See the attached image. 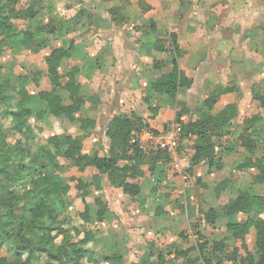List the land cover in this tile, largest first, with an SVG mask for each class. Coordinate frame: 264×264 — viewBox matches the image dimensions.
Returning <instances> with one entry per match:
<instances>
[{"label":"crops","instance_id":"obj_1","mask_svg":"<svg viewBox=\"0 0 264 264\" xmlns=\"http://www.w3.org/2000/svg\"><path fill=\"white\" fill-rule=\"evenodd\" d=\"M24 1V9L32 7L36 19H18L16 35L0 40V74L19 89L27 90L30 107L36 113L44 106L37 94L48 86L46 57L51 51L71 48L69 57L58 60V70L79 69L74 78L85 103L74 114L77 122L60 117L54 121L58 131L51 125L47 128L49 134L72 137L86 134L83 153L92 156L97 152L104 156L108 155L110 144L105 129L113 117L126 118L134 114L147 126L141 133V139H145V131L155 136L166 133L168 123L175 120L182 107L186 113H179V119L187 124L195 111L215 117L226 106L234 104L237 117L231 121L226 141L233 138L246 120L257 117L253 152L256 158L264 155V109L253 99L254 94L261 97L264 94V0ZM50 20L66 35L34 33L35 22L46 25ZM30 32L34 33L33 38L27 39L26 34ZM171 36L180 53L178 69L191 82L188 88L178 89L175 99L148 87L151 80L172 73ZM157 43L161 50L154 48ZM34 72H40L45 81L41 87L36 88L30 80L18 81L20 76ZM226 89L232 91H224ZM208 99L213 100L212 108L203 106ZM80 119L94 121V127L80 131ZM30 121L35 122V117ZM193 145V136L183 138V151L190 158ZM246 156L244 147H237L223 155L218 170L208 171L207 164L201 162L192 167L187 176L173 174L167 163L160 161L151 170L148 165L142 166L141 176L127 179L128 183L139 187L140 192L134 198L114 188L107 175H99L96 169L89 168L91 178L95 175L101 178L108 209L102 222L92 218L86 225L90 228L85 227L95 237L90 246L99 253L115 251L122 257L121 264H140L149 252L195 247L197 241L191 239L190 229L195 219L200 220L196 239L208 233V240L220 237L227 241L226 228L223 231L217 224L206 226L203 214L209 208L220 210L240 192L264 197V181L254 182L259 171L237 169ZM124 164L120 162L119 166ZM76 171L87 177L77 168ZM91 178L83 181L78 175V180L83 182H90ZM94 197V193L86 197L90 214L95 209ZM79 200L84 209L81 197ZM187 206L195 210L189 211ZM80 209L78 206L76 211ZM218 219L225 224L243 222L246 216L219 215ZM250 235L254 241L253 230L247 236ZM120 249L127 253L120 254Z\"/></svg>","mask_w":264,"mask_h":264},{"label":"trees","instance_id":"obj_2","mask_svg":"<svg viewBox=\"0 0 264 264\" xmlns=\"http://www.w3.org/2000/svg\"><path fill=\"white\" fill-rule=\"evenodd\" d=\"M18 2L19 0H0V40H8L16 35L18 19H36L32 7L24 9L23 12L17 10ZM34 33L60 37L66 35L55 26L53 20L46 25L35 22ZM34 33H27V39H32ZM171 40L173 50L169 63L173 67L172 73L151 80L148 87L157 94L175 99L178 89L188 88L191 82L187 75L178 69L177 57L180 53L176 49L174 36H171ZM154 48L161 50L158 43ZM70 50L71 48L53 49L46 57L48 86L37 94L38 101L44 106L36 113L30 107L27 90L19 89L9 78L0 74V119L10 123L7 130H4L0 123V251L7 253L4 257L0 256V264H121V256L93 250L90 245L95 241L94 234L84 227L92 218L102 222L108 212L101 178L95 175L90 182L77 180L75 190L82 199L84 209L82 212L70 210L64 199L70 191V186L64 181L63 162H72L84 176H87L89 168L96 169L99 175H107L114 188L122 189L124 194L133 198L138 196L139 187L128 183L127 179L141 176L142 166L148 165L151 170L158 161L167 163L160 151L146 153L140 147L138 138L147 126L134 114H129L126 118L113 117L108 122L105 129V137L110 142L108 155L100 156L97 152L92 156L84 154L86 134L72 137L51 133L41 139L43 131L40 125L51 126L50 119L57 120L60 117L71 123L77 122L74 114L85 103L80 97V85L74 78L79 69L71 67L62 72L58 70V60L69 57ZM27 80L32 81L36 88L45 83L40 72L18 78L20 83ZM253 99L259 101L264 109V94L262 97L254 94ZM14 101L16 102L13 103ZM67 101L68 104L65 103ZM212 104L213 100L208 99L203 106L212 108ZM179 113H186L184 107ZM179 113L174 121L180 125L181 140L189 136L194 137L192 167L204 162L208 171L218 170L223 155L241 146L247 156L237 169L255 168L259 175L254 178V182L264 181V155L256 158L253 152L256 145L255 125L259 118L246 120L235 131L233 138L226 141L225 137L230 135L228 128L231 121L237 117L234 104L226 106L215 117L195 111L192 120L187 124L180 121ZM33 117L35 122L32 123L30 120ZM78 121L82 132L92 129L95 124L89 119ZM10 137L18 138L26 148L7 147L6 140ZM36 139L41 143L34 152H30L28 143ZM13 157H18V161L14 162ZM120 162L125 164L119 166ZM224 185L220 186L217 192ZM92 193L95 194L92 203L95 209L90 214L86 197ZM263 212L264 197L249 192L237 193L220 210H206L203 221L206 226H214L219 221V215L229 217L244 214L245 221L224 224L228 232L239 237L241 248L227 252L225 239L216 237L208 240L198 235L195 247L149 252L141 259L140 264H181L179 260H184V264H196L198 261L202 264H264ZM75 217L82 221L80 226H75ZM251 230L254 231V254L244 253L242 250L244 238ZM192 251L197 253V257L189 256Z\"/></svg>","mask_w":264,"mask_h":264},{"label":"rangeland","instance_id":"obj_3","mask_svg":"<svg viewBox=\"0 0 264 264\" xmlns=\"http://www.w3.org/2000/svg\"><path fill=\"white\" fill-rule=\"evenodd\" d=\"M24 6H25V1L22 0V1L19 2V5L17 4L16 8H17V10H21L23 12L24 11ZM20 19H23V18H20ZM15 102L16 101H14L13 103H15ZM54 121L55 120L52 119L51 125L53 126L54 131H56V130L58 131V129H57L58 125H56V123ZM174 122H175L174 120L170 121L168 123V125H167V128H169L172 124H174ZM0 123L3 125V129L4 130H7L9 128V124L10 123H9L8 120H1L0 119ZM39 125H38V127H39ZM49 127H50L49 125H45V124L40 125V129L43 131V132H41V139L45 138V136L50 133L49 129H47ZM55 127H57V128H55ZM61 129H62V127H61ZM100 132H102V131H99V133ZM98 136H100V135H98ZM6 143H7V147H9V148H14L15 146L26 148L25 144L23 142H21V141H18V138H16V137L8 138L6 140ZM40 143H41V141L39 139H36V140H34L32 142H29L28 145H29L30 152H34L38 148ZM13 161L14 162L18 161V157H13ZM63 164H64V167H63L64 168L63 169L64 170V172H63L64 181L67 184H69V186H70V191L64 197V199L69 204V207H70L69 209L70 210H72V209L77 210L78 206H79V208L81 207V209L78 210V211L81 212L82 209H83V206L81 205L80 200H79L80 197H79L77 191L75 190V185H76L77 180H78V175H79V177L82 178L83 181L84 180H86V181L90 180L91 177L88 174H87V177H82L81 174L77 173L76 168L74 167V165L71 162H64ZM187 208H188L189 211L195 210V208L194 207L192 208L191 206H187ZM203 208H204V210H206V206L203 205ZM198 221H200V220L195 219L194 221H192V223H191L192 224L191 225L192 228H190L191 231L193 232L192 237L194 236L193 238L191 237V239L192 240L194 239L195 241H197V239H196V237H197L196 236V229L199 227ZM74 224H75V226H80L82 224V221L79 218L75 217ZM217 226H218L219 230L221 229V227H223L222 230L224 231V229H225L224 227L225 226H224L223 220H219L218 223H217ZM84 227L90 228L89 226H86V225H84ZM199 233H201V232H199ZM205 234L206 235L202 234V239H206L209 236V235H207L208 233H205ZM224 234H227L225 236L227 238V241L225 242L226 245H227L226 246V251L227 252H230L234 248H241V243H240L239 237L233 236V234L231 232H227V231H224ZM161 239H163V237ZM252 240H253V236H251V235L244 238V245H243V248H242L244 253H252V254H254V245H253V241ZM58 241H59V239H58ZM163 250L165 251L164 248H163ZM111 251H113V250H111ZM113 253H115V251H113ZM124 253L126 254L127 252L124 249H120V254L124 255ZM6 255H7V253H5L3 251H0V256L4 257ZM189 256L190 257H195V256L197 257V253L192 251ZM128 259L129 258L127 256L124 260L127 261ZM179 262H181V264H184V260H179ZM227 263H229V262H226L224 264H227Z\"/></svg>","mask_w":264,"mask_h":264},{"label":"built area","instance_id":"obj_4","mask_svg":"<svg viewBox=\"0 0 264 264\" xmlns=\"http://www.w3.org/2000/svg\"><path fill=\"white\" fill-rule=\"evenodd\" d=\"M145 134L147 135L145 139H141L142 134H140L138 142L146 153L160 151L173 174L188 175L192 168L191 158L183 151L179 123L174 122L161 136H155L149 131H145Z\"/></svg>","mask_w":264,"mask_h":264}]
</instances>
